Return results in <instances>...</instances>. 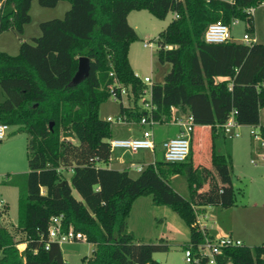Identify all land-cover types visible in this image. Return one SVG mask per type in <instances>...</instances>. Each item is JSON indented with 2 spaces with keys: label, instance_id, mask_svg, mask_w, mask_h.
Here are the masks:
<instances>
[{
  "label": "trees",
  "instance_id": "16d2710c",
  "mask_svg": "<svg viewBox=\"0 0 264 264\" xmlns=\"http://www.w3.org/2000/svg\"><path fill=\"white\" fill-rule=\"evenodd\" d=\"M0 1V34H22L31 22L33 1L44 8H54L61 1L70 5L62 19L40 23V36L32 43L21 42L17 55L0 51V123L29 137V171L26 190L19 192L15 226L21 238L16 240L0 225V264H65L60 245L52 242L45 250L40 237L50 219L59 216L63 232L72 228L94 245L92 255L81 264H159L153 254L166 251L167 246L143 243L128 231L132 204L147 196L154 206L167 207L179 216L190 230L183 249L191 246L196 253L204 236L196 226L195 206L229 207L231 203L193 200L203 190L197 193L202 170L195 165L191 142L184 162L155 161L131 177L128 170L108 168L112 124L99 118V107L111 96L115 83L130 86L134 107L120 103L119 116L127 123L140 121L145 112L137 102L146 85L135 76L128 60L129 46L137 35L127 17L133 11H147L165 20L171 14L173 18L157 39V61L169 64L170 69L162 83L150 87L152 117L158 124H171L172 108L178 117L190 115L191 135L196 127L209 128L210 167L231 169L230 147H226L230 139L222 126L233 110L240 125L259 124V110L264 108V44H208L203 36L213 22L230 27L237 20L247 24L246 33L254 38L248 10L263 5L264 0ZM81 57L89 59L90 71L73 85ZM259 129L264 139V127ZM64 132H71L77 145L63 139ZM61 167H71L69 183ZM179 175L187 182L188 198L170 184ZM19 242L25 243L23 256L16 248ZM217 262L264 264V244L224 249Z\"/></svg>",
  "mask_w": 264,
  "mask_h": 264
},
{
  "label": "rangeland",
  "instance_id": "374dc122",
  "mask_svg": "<svg viewBox=\"0 0 264 264\" xmlns=\"http://www.w3.org/2000/svg\"><path fill=\"white\" fill-rule=\"evenodd\" d=\"M228 1V0H224ZM65 1L59 2L54 8L41 7L36 1L32 2L30 9L31 22L24 26L22 34L14 31H5L0 34V51L11 56L18 54L21 42L32 43L34 38L41 34L39 24L53 19H62L69 9ZM254 35L258 31L259 43L264 44V4L254 9L252 14ZM173 18L169 14L165 20L154 18L147 11H133L127 17L128 24L135 28L137 39L132 42L128 50V60L134 70V74L140 78L150 76L152 83H162L165 74L169 71V64H160L157 61V39L168 22ZM247 24L238 21L230 26L231 36L235 43H241V38L246 33ZM151 43V48L144 44ZM145 98L149 100L150 85L146 86ZM144 89V90H145ZM143 90V93H144ZM143 95L141 96V98ZM141 98L137 102L141 107ZM123 103L129 109L134 107L133 97L124 96L122 101L110 96L99 107V118L107 121L112 118L116 121L119 117L120 105ZM250 106H247V117L251 118ZM264 119V112L261 114ZM260 118V114H258ZM152 131L160 140L174 138L179 127L171 124H158L152 129L142 128L138 123L112 124L111 140L138 138L142 132ZM238 138L226 141V147H230L232 168H216L210 174L205 168H210V151L207 154L197 155L195 165L201 168V187L203 193L193 196L194 201L210 200L212 202L231 203L229 207L213 205L208 211L207 223L217 224V234L231 235L233 238L243 240L248 247L259 246L264 243V162L254 166L250 163L258 154H264V145L250 136L249 125H241ZM14 127H10L7 136L0 141V225L9 229L16 240L21 235L15 232L18 216V196L20 191L26 190V176L29 171L27 160V145L29 137L24 133H16ZM69 138H66L68 140ZM77 143V142H76ZM222 152L223 150L220 149ZM161 152V147H159ZM143 151H140L141 154ZM118 159L135 160L141 158L126 150L113 151ZM142 160V159H138ZM145 165L152 164L147 161ZM104 168L103 164L99 165ZM132 177L139 172L130 169ZM71 175V174H70ZM63 173L64 179L70 178ZM66 177V178H65ZM170 184L181 196L189 197L187 182L183 176H175L170 179ZM218 184V185H217ZM76 199L79 195L73 191ZM209 198V199H208ZM196 212L202 214V210ZM128 231L133 233L136 239L146 244H162L167 246L166 251L153 254V259L159 264H185L183 247L189 239L190 230L179 216L167 207L154 206L151 197H141L132 204L127 219ZM197 226V225H196ZM186 242V243H185ZM25 243L19 242L16 248L24 249ZM65 264H81L84 257H90L94 245L85 240L61 243Z\"/></svg>",
  "mask_w": 264,
  "mask_h": 264
},
{
  "label": "built area",
  "instance_id": "2783aa9c",
  "mask_svg": "<svg viewBox=\"0 0 264 264\" xmlns=\"http://www.w3.org/2000/svg\"><path fill=\"white\" fill-rule=\"evenodd\" d=\"M1 9L2 2L0 1V10ZM253 11V9H249L248 13L253 14ZM174 17L177 16L175 15ZM237 22V20H233L231 25H234ZM203 39L208 44H220L226 41H233L230 27L220 21L213 22L207 26L204 32ZM241 43L250 45L254 43V38H251L247 33H244L241 38ZM152 46L153 44L151 43L144 44V47L151 48ZM109 75L113 77L112 73H110ZM135 76L139 78L146 86H152L153 83L150 76H145L143 78H140L137 75ZM110 89L111 96H113L116 100L121 99L122 101V98L124 96H132L130 86L115 83ZM142 94L143 97L141 98V108L145 113L140 118L138 124L142 128L149 127L152 129L155 125H158V123H156V121L152 117V111H154L155 108L151 103V89L149 100L144 97L146 94V89ZM171 111L173 115V122L171 124H175L177 127H179V133L174 138L167 139L161 143L162 159L166 163H182L187 159L190 153L191 134L194 128L193 118L190 115H187L185 117H178L175 115V110L173 108ZM236 114L237 111L233 110L225 124H223L222 126L225 135L229 139L240 137L239 129L241 128V125L235 119ZM107 122L111 124L115 123L118 125H128V123L120 116L116 119V121L112 118H108ZM9 129L10 127L8 125L0 123V141L6 138ZM250 135L255 140L260 141L262 145H264V139L261 135L259 127L251 128ZM109 144L111 152L118 149L126 150L131 153H138L140 151L146 150L154 151L156 148L152 131L144 132V130L141 136L138 138L109 140ZM259 162H264V154H258L257 157L250 160V163L255 166L258 165ZM143 168L144 167H142V165H138L134 168V170L140 173ZM61 218V216L52 217L50 219L46 233H42L40 235L41 239L44 240L45 250L49 249L50 243L52 242H56L60 245L61 243H70L85 240L84 235L78 232H74L72 228H69L66 232H63L61 229ZM196 225L202 232L204 239L201 244L197 245L196 253L193 252L191 246L183 249L185 264H196L202 260H205L207 264H218L217 257L222 254L224 249L241 247L243 245V242L241 240L233 238L230 235L215 238L210 237L206 233L205 227L199 222V220L196 221Z\"/></svg>",
  "mask_w": 264,
  "mask_h": 264
},
{
  "label": "crops",
  "instance_id": "0c3cea01",
  "mask_svg": "<svg viewBox=\"0 0 264 264\" xmlns=\"http://www.w3.org/2000/svg\"><path fill=\"white\" fill-rule=\"evenodd\" d=\"M230 1V0H228ZM68 3V2H67ZM69 4V3H68ZM70 8V5L69 7ZM254 12V11H253ZM129 16V15H128ZM169 23V22H168ZM168 25V24H167ZM135 30V28H133ZM254 43H258V44H261L259 43V37H258V31L255 33L254 35ZM131 65V64H130ZM132 68V66H131ZM133 70V69H132ZM134 72V70H133ZM122 105L124 107H126V105H124L122 103ZM264 112V108L260 109L259 110V114H260V118H259V124L258 125H249L250 129L251 128H258L260 126L264 127V119L262 117V113ZM171 125H175V124H171ZM208 131H209V128L206 127V126H203V127H196L195 129V132L193 135H191V144L193 146V149L195 151V155H194V161L197 157V155H201L203 153L207 154L208 151H210V140H209V135H208ZM240 132V130H239ZM179 133V130L176 132V136L178 135ZM154 135V141H155V144H156V148L154 151H149V150H146V151H143L141 154L138 153H132L133 155H139L141 158H136V157H133L135 158V160H126V159H118L115 155H113V151L111 152V157H110V162L108 164V168L110 169H115V170H118V171H121V170H130L133 168L138 166V165H145L146 163H148L147 161L151 162V163H154L157 159V155L158 153L160 152L159 151V147H161V143L165 140H160V138H158L156 136V134H153ZM241 136V134H240ZM251 136V135H250ZM73 145H77L76 143V140H75V137L72 138V139H68ZM115 151V150H114ZM138 159H142V160H138ZM253 159V158H252ZM98 166L100 164H97ZM255 166V165H254ZM100 167V166H99ZM211 173L215 172L216 170V167H210L209 168ZM61 172V174L63 173H66V174H71V167H68L67 169H64L63 167L60 168L59 170ZM130 174V173H129ZM131 176V175H130ZM132 177V176H131ZM66 178V177H65ZM68 183H69V180L68 178L65 179ZM63 183H60V185H62ZM202 188L198 190L197 193H200L202 192ZM213 206V205H211ZM210 205H201V206H195V210H202V214H199V216H197V220H199V222L205 227L206 229V233L210 236V237H222V236H226V235H221V234H217V224L215 222L211 223V224H208L207 223V217H209V213L208 211L212 208ZM0 217H3V214L0 213ZM230 235V234H229ZM228 236V235H227ZM231 236V235H230ZM189 240V239H188ZM188 240H186V242H188ZM243 242V240H241ZM185 242V243H186ZM244 244V242H243ZM264 244V243H262ZM245 245V244H244ZM23 251L20 250V254L22 253Z\"/></svg>",
  "mask_w": 264,
  "mask_h": 264
},
{
  "label": "water",
  "instance_id": "95a60500",
  "mask_svg": "<svg viewBox=\"0 0 264 264\" xmlns=\"http://www.w3.org/2000/svg\"><path fill=\"white\" fill-rule=\"evenodd\" d=\"M89 71H90L89 59L86 57L79 58L77 71H76V73H75V75L71 81L72 84L73 85L79 84L82 80H84L88 76ZM51 126L52 125H50V128H51ZM62 138L63 139H65V138L72 139V138H74V135L71 132H64L62 134ZM156 161L157 162H163L161 152L158 153ZM23 255H24V252L21 253V256H23Z\"/></svg>",
  "mask_w": 264,
  "mask_h": 264
}]
</instances>
